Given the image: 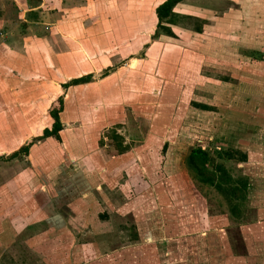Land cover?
I'll use <instances>...</instances> for the list:
<instances>
[{"label": "rangeland", "instance_id": "374dc122", "mask_svg": "<svg viewBox=\"0 0 264 264\" xmlns=\"http://www.w3.org/2000/svg\"><path fill=\"white\" fill-rule=\"evenodd\" d=\"M158 1L44 0L28 19L148 31ZM21 2L0 0V264H264V0L173 4L154 57L176 101L144 93L69 151L39 137L56 99L31 93L48 67L21 26L36 0ZM193 147L226 172L221 190L187 166Z\"/></svg>", "mask_w": 264, "mask_h": 264}, {"label": "crops", "instance_id": "0c3cea01", "mask_svg": "<svg viewBox=\"0 0 264 264\" xmlns=\"http://www.w3.org/2000/svg\"><path fill=\"white\" fill-rule=\"evenodd\" d=\"M31 1L33 0H23L21 3L28 4ZM162 1L155 3L152 9L153 15L150 18L153 24L152 27H148V31L120 27L117 31H111L109 25H106L105 31L98 32L91 28L90 22H86L82 15L63 18L60 22L63 28H54L52 27L54 23L45 22L47 19L42 21L36 18L28 19L32 12L44 5V0H36V4L23 9L22 16L27 17V20L23 18L26 23H21V26L27 24L26 28L29 30L26 33L27 45L32 47L33 57L42 60L44 66L48 67L44 72L45 78L31 93L34 94V98L46 100L45 105L48 101L61 97L62 106L58 112L61 129L57 132L59 137L57 142L63 149L69 151V144L73 147L74 141L76 143L83 140L81 134L84 133L85 136V133H93V129L111 123L115 109L118 108L122 114L130 102H138L144 93H149V102L145 103L146 106L152 105L151 101L153 102L155 95L158 96L159 89L165 87H170L176 101L180 85L158 71L159 60L154 57L156 48H160L163 40L152 38L153 33H150L155 28V22L157 23L155 8ZM32 16L35 17L34 14ZM104 32L106 36L102 35ZM125 33L128 37L122 43H118L116 38ZM157 39L159 43H156ZM141 43L144 45L141 46ZM20 49L25 51V48ZM123 54L127 62L121 65L119 61ZM131 62L134 64L130 65ZM82 76L87 77L80 82L67 84L70 80ZM64 84L67 85L64 87ZM164 92L158 96L160 101ZM165 105L171 106V102ZM124 115L128 116L126 111ZM46 116L40 126L34 123L28 128L37 132H39L37 126L41 128L40 132L44 128L49 129L52 118L49 114ZM150 126H154V121L150 120ZM154 128L159 126L155 125Z\"/></svg>", "mask_w": 264, "mask_h": 264}, {"label": "trees", "instance_id": "16d2710c", "mask_svg": "<svg viewBox=\"0 0 264 264\" xmlns=\"http://www.w3.org/2000/svg\"><path fill=\"white\" fill-rule=\"evenodd\" d=\"M179 0H163L160 4H158L155 8V15H156V27L154 29V34L152 35V38H158L159 29L165 30L166 35H172V32L170 31L169 27H165L163 25L167 24H173V18L171 20L170 17L173 16V12L171 11V7L173 4L178 2ZM166 19V21H165ZM165 23V24H163ZM87 76H82L76 79L70 80L67 84L71 83H77L84 79H86ZM64 84V87L67 85ZM62 106V100L61 97H58L56 99L55 105H52V107L49 109L48 114L52 118V124L49 129L44 128L42 130V133L39 137H46V136H53L57 141H59L58 137V130L61 129V124L58 119V112L61 110ZM27 146L24 145L22 147V150L24 151V154L27 153ZM238 161H244L246 159L245 154L237 151ZM229 156L226 153L223 156ZM186 164L189 168H192V170L195 171L197 178H199L201 181L208 183L209 185L215 186L217 190H221L220 187V179L218 181H215L214 179L216 177H219V175L223 178L224 182L230 181V179H227L226 172H224V169L221 168L218 164L214 163L213 157L208 153L207 150H205L202 147H193L190 149L189 153L186 156ZM235 182L233 184L238 183V180H234ZM233 188V187H232ZM241 190H245L247 188V182L246 178L239 186ZM226 192V191H225Z\"/></svg>", "mask_w": 264, "mask_h": 264}]
</instances>
